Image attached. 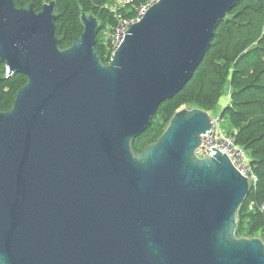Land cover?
Masks as SVG:
<instances>
[{
	"label": "water",
	"instance_id": "water-1",
	"mask_svg": "<svg viewBox=\"0 0 264 264\" xmlns=\"http://www.w3.org/2000/svg\"><path fill=\"white\" fill-rule=\"evenodd\" d=\"M240 1L159 0L106 64L94 15L62 49L54 1L0 0V62L27 78L0 113V264H264L236 234L249 180L223 150L196 156L211 114L182 109L134 148Z\"/></svg>",
	"mask_w": 264,
	"mask_h": 264
},
{
	"label": "trees",
	"instance_id": "trees-1",
	"mask_svg": "<svg viewBox=\"0 0 264 264\" xmlns=\"http://www.w3.org/2000/svg\"><path fill=\"white\" fill-rule=\"evenodd\" d=\"M56 3V30L61 48L81 37V16L94 15L100 32L96 51L108 64V33L116 26V13L133 18V5L119 6L115 0H14L18 8L33 5L41 12ZM22 74L7 75L0 62V113L12 109L26 85ZM198 108L226 122L224 132L248 154L258 177L237 218V237L257 238L264 231V0H241L218 26L212 45L186 88L162 104L149 129L138 137L134 148L141 153L164 134L173 116L182 109ZM223 128V127H222Z\"/></svg>",
	"mask_w": 264,
	"mask_h": 264
},
{
	"label": "built area",
	"instance_id": "built-area-1",
	"mask_svg": "<svg viewBox=\"0 0 264 264\" xmlns=\"http://www.w3.org/2000/svg\"><path fill=\"white\" fill-rule=\"evenodd\" d=\"M134 1L135 0H115L116 5L113 6L112 11L115 12V8L119 6H126L128 4L133 5ZM158 1L159 0H141L139 4L133 5V11L135 12L133 18H125L119 13H116V26L107 37L108 59L110 62L113 61L115 51L119 49L126 31L132 24L139 22L148 9ZM7 75L10 76L8 70ZM214 148L225 151L232 164L249 180L251 188L257 184L258 177L255 171V166H253L248 154L244 149L237 146L234 140L224 132L217 116L211 117V129L202 136V143L196 151V156L200 159H205L208 156L212 157L216 154V152L213 151ZM261 212L264 213V203L261 206ZM257 238L262 239L264 242V231L261 233L260 237Z\"/></svg>",
	"mask_w": 264,
	"mask_h": 264
},
{
	"label": "rangeland",
	"instance_id": "rangeland-1",
	"mask_svg": "<svg viewBox=\"0 0 264 264\" xmlns=\"http://www.w3.org/2000/svg\"><path fill=\"white\" fill-rule=\"evenodd\" d=\"M217 116H218V115H217ZM221 126H222L223 129H224V127L226 126V122H225V121H222Z\"/></svg>",
	"mask_w": 264,
	"mask_h": 264
},
{
	"label": "clouds",
	"instance_id": "clouds-1",
	"mask_svg": "<svg viewBox=\"0 0 264 264\" xmlns=\"http://www.w3.org/2000/svg\"><path fill=\"white\" fill-rule=\"evenodd\" d=\"M109 34H110V33H108L107 36H108ZM109 63H111V62L109 61ZM6 69H7V68H6Z\"/></svg>",
	"mask_w": 264,
	"mask_h": 264
}]
</instances>
